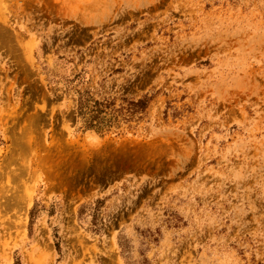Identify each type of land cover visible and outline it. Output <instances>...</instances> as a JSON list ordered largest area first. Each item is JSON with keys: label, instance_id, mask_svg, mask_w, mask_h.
I'll use <instances>...</instances> for the list:
<instances>
[{"label": "rangeland", "instance_id": "rangeland-1", "mask_svg": "<svg viewBox=\"0 0 264 264\" xmlns=\"http://www.w3.org/2000/svg\"><path fill=\"white\" fill-rule=\"evenodd\" d=\"M0 264H264V0H0Z\"/></svg>", "mask_w": 264, "mask_h": 264}]
</instances>
